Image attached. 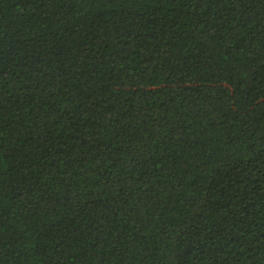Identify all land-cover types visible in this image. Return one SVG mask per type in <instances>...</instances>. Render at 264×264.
<instances>
[{
    "label": "trees",
    "instance_id": "1",
    "mask_svg": "<svg viewBox=\"0 0 264 264\" xmlns=\"http://www.w3.org/2000/svg\"><path fill=\"white\" fill-rule=\"evenodd\" d=\"M0 264H264V0H0Z\"/></svg>",
    "mask_w": 264,
    "mask_h": 264
}]
</instances>
